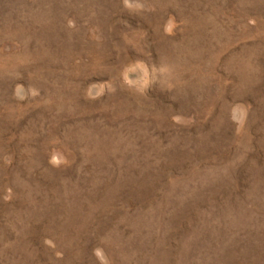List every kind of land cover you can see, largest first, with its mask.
<instances>
[{
  "label": "rangeland",
  "instance_id": "rangeland-1",
  "mask_svg": "<svg viewBox=\"0 0 264 264\" xmlns=\"http://www.w3.org/2000/svg\"><path fill=\"white\" fill-rule=\"evenodd\" d=\"M0 264H264V0H0Z\"/></svg>",
  "mask_w": 264,
  "mask_h": 264
}]
</instances>
